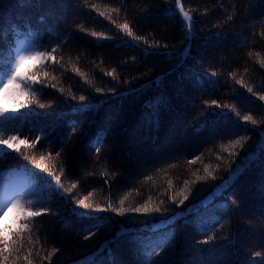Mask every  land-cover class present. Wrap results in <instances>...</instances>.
I'll list each match as a JSON object with an SVG mask.
<instances>
[{
	"label": "trees",
	"instance_id": "1",
	"mask_svg": "<svg viewBox=\"0 0 264 264\" xmlns=\"http://www.w3.org/2000/svg\"><path fill=\"white\" fill-rule=\"evenodd\" d=\"M181 6L191 17L190 34ZM21 20L32 25L38 46L58 47L56 64L43 69L48 76L38 72L43 86L35 85L46 107L32 106L40 116L26 122V128H54L57 135H66L72 132L71 122L76 123L52 170L62 168L65 188L72 183L77 187L64 197L43 194L52 214L33 221L35 246L25 243L20 259L10 256L8 264H27L23 257L30 248L33 264H84L85 257L98 264H137L143 258L137 245L120 249L112 245L111 255L94 254L121 226L140 229L141 235L148 236L144 229L153 222L185 213L190 206L195 211L205 197L206 204L211 201L213 193L214 204L201 208L200 218L205 223H211L212 217L220 221L215 239L208 244L199 242L207 239L202 234L186 239L178 221L171 246L152 256L150 264H181L191 259L189 244L201 250L196 259L203 264H264V165L239 176L227 190H215L229 180L258 132L264 130V100L260 99L264 96V0H40L34 7L0 0V25L6 31ZM125 23L128 30L123 28ZM3 39L14 41L16 36L8 31ZM185 48L186 56L172 55ZM38 67L33 65L29 71ZM241 80L243 84L238 83ZM89 104L91 110L76 111ZM246 116L257 123L245 121ZM157 118L158 128L153 124ZM97 132L103 134L99 154L92 150ZM240 136L251 139L243 148H230ZM222 145L229 151H223ZM60 147L37 146L39 152L53 155ZM11 155L16 160L6 159L0 172L21 173L20 166L33 167L16 153ZM196 156L201 159L189 163ZM209 165L216 178L196 181ZM85 196L94 207L109 202L116 208L139 207L151 199L162 212L121 216L110 210L93 211L77 204ZM65 198L71 202L65 203ZM73 209L110 220L92 221L73 214ZM130 219L147 221V225L130 223ZM20 222L22 218L18 221L16 216L0 232L10 236ZM94 223H101V229L85 240L83 231ZM221 246V251L210 255L209 249ZM53 248L61 251L50 255Z\"/></svg>",
	"mask_w": 264,
	"mask_h": 264
},
{
	"label": "snow or ice",
	"instance_id": "2",
	"mask_svg": "<svg viewBox=\"0 0 264 264\" xmlns=\"http://www.w3.org/2000/svg\"><path fill=\"white\" fill-rule=\"evenodd\" d=\"M18 3L23 7L38 6L40 0H18ZM183 18L188 21V32L191 33V17L187 11H183ZM231 19V17H229ZM32 25L29 23L25 25L23 20L15 22L8 26L7 31L0 25V98H3V102H0V164H3L7 160H16L11 153H16L18 157H22L23 160L29 161L33 166L29 168L27 165L20 166L21 173H15L10 171L9 173L0 172V220L10 211L17 213V220L21 221L18 224V230L10 236L4 235L0 232V259L3 264H8L9 257L15 256L16 260L20 259L19 253L24 244L34 245L33 240V221L42 215H51L52 210L45 207L48 200L44 198V193L58 194L64 197V193L71 194L72 189L77 187L76 183H72L71 188H65L61 181L63 175L62 168L53 171L55 164L52 163L59 159L63 153V144L71 140L72 135L75 133L76 123L71 122L72 132L63 135H57V130L41 128L36 130L32 127L26 128V122H32L39 118L40 113H37L32 107L43 109L46 107L44 103H41L35 88L36 84H42L38 72H43L45 77L48 76L47 71H43L44 67L49 64H56V53L58 47H51L49 50H45L42 45L38 46L36 34L30 29ZM125 30L129 29V25L125 23L123 25ZM23 30L19 32L18 30ZM11 31L16 36L14 41H5L3 38ZM129 35L131 33L129 32ZM23 37V38H21ZM188 49L185 48L183 53L172 55L177 58H182L188 54ZM33 65H39L37 71L25 72L24 66L29 62ZM264 64V61H262ZM215 75V73H213ZM55 79V77H53ZM193 83H196L193 80ZM243 84V81H238ZM215 86V84H213ZM49 87H54L49 85ZM62 91V90H61ZM99 91V90H98ZM249 92H252L251 88H248ZM11 93V95H10ZM75 99V97H73ZM80 101H84L85 96L79 97ZM261 100H264V96H260ZM217 107H220L216 101L212 102ZM50 106V105H48ZM91 104L85 105L83 108H77L76 111L84 112L91 110ZM245 121H251L252 124H256L257 121L251 116L244 117ZM207 123V122H205ZM153 124L158 128L159 119H154ZM91 130V121H89V128L85 130L84 135L87 137ZM29 133L32 138L29 139ZM95 140L93 141L92 150L99 154L100 146L103 143V134L95 133ZM23 137V138H22ZM54 137H56L54 139ZM251 137L240 136L230 144V148L244 147V143L250 140ZM43 140V143L41 141ZM57 144L61 145L59 151H55L53 155L52 151L39 152L37 146L40 148H54ZM223 151H229L228 147L221 146ZM38 153V155H37ZM231 154V153H229ZM169 158H171L169 156ZM200 156H196L195 159L189 161L191 164H195L200 160ZM220 159V157H217ZM264 165V130L258 132V139L249 146L245 156L242 158L241 163L238 164L234 171L231 172L228 181L223 182L220 185L215 186V190L221 192L230 188L235 182H237L239 176L250 171L253 167ZM173 167L175 165H172ZM219 165H217V168ZM211 165L204 168L205 175L196 176V181H207L209 178L215 179L213 172L209 169ZM39 169V172L36 171ZM42 173L46 175H42ZM24 177V178H21ZM148 180L152 177L148 176ZM45 185V187H41ZM63 190V191H61ZM183 195V193H181ZM188 197L184 196L186 200ZM89 197L85 196L83 199L77 200V204L84 209H92L93 211H111L117 215H125L126 213H138L143 215H150L151 213H160L162 209L159 205L153 203L150 199L148 202L142 204L139 207L129 208H116L109 202L105 207L93 206L90 203H86ZM127 196L120 201L123 205ZM207 197L200 201V208L193 211V206L185 210V213H174L171 217L160 219L158 223L153 222L150 226H147L144 230L150 235L144 236L140 234V229H134L130 227L121 226L115 235L111 239H105L100 245L99 252L94 254L98 256L104 252L112 253V245H115L117 249L125 248L131 245H137L143 251V258L137 261V264H150L151 257L158 254L159 251L166 247L171 246L174 241L177 229L176 224L178 221H182L181 228L184 231L186 239L190 238L193 234H202L207 236V239L199 241L200 243L208 244L215 239L214 229L216 224L220 223L218 219L212 217L211 223H205L200 218V209H207L210 205L214 204L216 196L212 194V200L207 204L205 203ZM65 198V203H70ZM235 203V201H233ZM160 205L164 204L163 200L159 201ZM73 214L85 217L88 213H76L73 209ZM92 221H104L110 220L105 217H92L88 216ZM130 223H140L147 225V221H140L130 219ZM222 226V225H221ZM65 227H69L65 224ZM102 227L101 223H94L91 227L83 231V237L85 240L96 235V232ZM27 233V236L25 235ZM212 233V235H208ZM191 251V259H185L181 261V264H203V261L196 259V253H199L200 249H192L191 244L188 245ZM224 246L220 248L209 249L210 255H214L221 251ZM61 251L60 249L53 248L50 255ZM34 253L30 248L28 253L24 255V260L27 264H33V260L29 259V256H33ZM39 255L38 252L35 253ZM139 255V253H138ZM259 255V253L257 254ZM79 264V262H77ZM84 264H98L95 259L89 260L84 258Z\"/></svg>",
	"mask_w": 264,
	"mask_h": 264
},
{
	"label": "rangeland",
	"instance_id": "3",
	"mask_svg": "<svg viewBox=\"0 0 264 264\" xmlns=\"http://www.w3.org/2000/svg\"><path fill=\"white\" fill-rule=\"evenodd\" d=\"M33 66V64H32V62L30 61L28 64H26L25 66H24V71L25 72H28L30 69H31V67ZM10 95H11V93H10ZM0 102H3V98H0ZM21 178H24V177H21ZM17 216V213L16 212H13V211H10V212H8L4 217H3V219L2 220H0V228H3L5 225H6V223L8 222V221H10V220H12L14 217H16Z\"/></svg>",
	"mask_w": 264,
	"mask_h": 264
}]
</instances>
